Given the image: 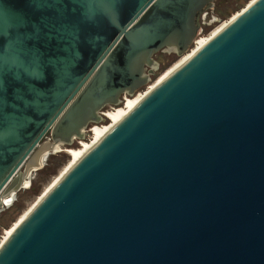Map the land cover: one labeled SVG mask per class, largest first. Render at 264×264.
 Segmentation results:
<instances>
[{
    "label": "water",
    "instance_id": "95a60500",
    "mask_svg": "<svg viewBox=\"0 0 264 264\" xmlns=\"http://www.w3.org/2000/svg\"><path fill=\"white\" fill-rule=\"evenodd\" d=\"M217 1L0 0V195L191 52ZM0 264H264V0L145 91Z\"/></svg>",
    "mask_w": 264,
    "mask_h": 264
},
{
    "label": "rangeland",
    "instance_id": "374dc122",
    "mask_svg": "<svg viewBox=\"0 0 264 264\" xmlns=\"http://www.w3.org/2000/svg\"><path fill=\"white\" fill-rule=\"evenodd\" d=\"M251 1L252 0H219L217 3L219 5L217 10L214 13L210 12L209 15H204L202 20L204 32L199 38L209 36L216 28L225 22L230 21L234 16L241 12ZM181 58L182 57H178L172 53H159L156 56V59L160 62V69L149 85H153L156 81H158L161 76L175 66ZM148 89L149 88L147 86L139 93H145ZM124 105L125 104H122L121 106ZM107 110H111V108H108ZM109 122L110 119L96 125H106ZM48 138L49 134L43 139L42 143L48 141ZM92 139L93 134L89 131L86 139L76 142L71 148H79L81 147L82 141L91 142ZM64 147L66 146H62L63 149H65ZM52 156L56 157L50 162ZM70 159L71 155L64 150H58L51 154L43 167L36 169L31 173L30 179L27 180L30 188L24 187L20 190L18 192V199L14 204H12L13 206L11 205L5 210L0 211V245L2 244L6 230L10 229L20 219V217L39 200L46 188L55 180L57 176L60 175L66 165H68Z\"/></svg>",
    "mask_w": 264,
    "mask_h": 264
},
{
    "label": "bare ground",
    "instance_id": "6f19581e",
    "mask_svg": "<svg viewBox=\"0 0 264 264\" xmlns=\"http://www.w3.org/2000/svg\"><path fill=\"white\" fill-rule=\"evenodd\" d=\"M235 17V16H234ZM229 22V21H228ZM228 22H225L224 24H222L221 26H219L218 28H216L209 36L207 37H202V38H198L197 42H196V46L194 49L191 50V52H189L188 54L184 55L180 61L178 63H176L175 66H173L171 69H169L165 74H163L161 76V78L156 81L153 85L150 86V88L154 87L156 83H158L160 80H162L163 78H165L166 76H168L170 73H172L174 70H176L182 63H184L196 50H198L199 48H201L204 44H206L208 42V40L215 34H217L220 30H222V28H224ZM149 88V89H150ZM148 89V90H149ZM145 93H139L138 95L134 96V97H127L124 100L125 104L124 106H119L116 108H112L111 110H107L105 111V115L107 116L108 119H110V122L106 125H95L93 126L90 131L93 134V139L91 142H86V141H82L81 142V147L79 148H70L67 149V152L71 155V159L68 163V165H66V167L64 168V170L60 173L59 176H57L55 178V180L46 188L45 192H43V195L50 189L52 188V186L54 184H56V182H58V180L65 174V172H67L69 170V168L71 166H73V164L75 162H77V160H79L100 138H102L111 128L112 126L118 122L121 118H123L138 102L139 100L144 96ZM61 146H57L56 150H60ZM42 195V196H43ZM42 196L39 198L41 199ZM38 202V201H37ZM36 202V203H37ZM35 203V204H36ZM35 204L32 205L31 208H29L21 217L20 219L10 228L7 229L5 232V236L4 239L2 241V243L7 239V237L12 233V231L14 230V228L23 220V218L31 211V209L35 206Z\"/></svg>",
    "mask_w": 264,
    "mask_h": 264
},
{
    "label": "flooded vegetation",
    "instance_id": "af4514ba",
    "mask_svg": "<svg viewBox=\"0 0 264 264\" xmlns=\"http://www.w3.org/2000/svg\"><path fill=\"white\" fill-rule=\"evenodd\" d=\"M217 3H216V6H215V8L213 10H209L207 12V15H209L210 12L214 13L217 10V7L219 6ZM29 186L30 185H29V183L27 181L26 183H24V185L21 187L20 190H22L24 187L30 188ZM18 192L15 193V194H10V195H0V211L1 210H5L6 208L10 207L12 204H14L17 201Z\"/></svg>",
    "mask_w": 264,
    "mask_h": 264
},
{
    "label": "trees",
    "instance_id": "16d2710c",
    "mask_svg": "<svg viewBox=\"0 0 264 264\" xmlns=\"http://www.w3.org/2000/svg\"><path fill=\"white\" fill-rule=\"evenodd\" d=\"M218 1H219V0H218ZM218 1H217V2H218ZM55 157H56V156H52L51 159H50V162H51Z\"/></svg>",
    "mask_w": 264,
    "mask_h": 264
},
{
    "label": "built area",
    "instance_id": "2783aa9c",
    "mask_svg": "<svg viewBox=\"0 0 264 264\" xmlns=\"http://www.w3.org/2000/svg\"><path fill=\"white\" fill-rule=\"evenodd\" d=\"M206 14H207V13H206ZM206 14H205V15H206ZM196 42H197V41H196ZM196 42H195V44H196ZM194 46H195V45H194ZM148 88H150V86H148Z\"/></svg>",
    "mask_w": 264,
    "mask_h": 264
}]
</instances>
